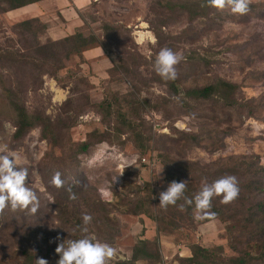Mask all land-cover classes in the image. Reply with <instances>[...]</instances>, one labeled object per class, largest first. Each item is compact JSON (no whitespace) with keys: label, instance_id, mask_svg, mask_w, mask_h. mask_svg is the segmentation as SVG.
Wrapping results in <instances>:
<instances>
[{"label":"rangeland","instance_id":"obj_1","mask_svg":"<svg viewBox=\"0 0 264 264\" xmlns=\"http://www.w3.org/2000/svg\"><path fill=\"white\" fill-rule=\"evenodd\" d=\"M167 1L62 0V8L54 5L39 18L13 16L17 10L3 12L7 8L0 4V155L14 153L18 166L28 169L27 185L37 194L38 211L53 228L59 196L46 186L43 174L49 171L52 180L56 170L72 171L73 184L84 178V191L62 203L69 206L68 212L79 203V210L92 216L86 234L109 243L125 257L110 264L127 263L141 239L156 241L157 258L136 264H179L180 258L190 256L187 247L194 243L230 253L224 226L217 220L203 223L194 218V224L183 221L176 230L170 223L160 226L153 220L162 209L159 194L169 185L162 154L200 166L256 156L264 167V9L241 15L230 7H213L206 17L192 20L181 11L168 12ZM250 4L264 5V0ZM24 22L29 28L22 26ZM78 32L95 37L106 52L98 44L79 55L67 56L65 46L51 52L52 43ZM139 33L145 36L142 41ZM163 48L183 55L175 66L180 86L202 87L216 80L235 84L234 98L242 107L224 110L215 102L165 106L164 99H176L168 80L155 70ZM54 52L59 64L50 59ZM39 64L42 67L37 68ZM12 91L29 116L49 118L54 132L61 134L62 147L52 148L40 126L14 139ZM111 95L138 125L135 133L117 132L114 116L103 117L98 110V104ZM94 131L103 140L92 139V147L78 157L75 167L70 160L72 146ZM181 134L197 139L198 145L182 142ZM126 162L132 165L124 170ZM86 201V206L100 201L108 215L82 209ZM140 207L146 215L130 214ZM101 216L109 220L107 228L100 225Z\"/></svg>","mask_w":264,"mask_h":264},{"label":"trees","instance_id":"obj_2","mask_svg":"<svg viewBox=\"0 0 264 264\" xmlns=\"http://www.w3.org/2000/svg\"><path fill=\"white\" fill-rule=\"evenodd\" d=\"M41 1L43 0H0V4L6 6L7 9L3 12H7ZM164 6L168 12L181 11L192 20L206 17L213 9L207 3V0H189L182 3H174L168 0ZM249 9L247 13H256L260 9H264V5L249 4ZM22 26L29 28V23L24 22ZM107 27L108 30L113 31L111 27ZM98 43L95 37H85L78 32L72 37L52 43L51 52L55 51L54 48L65 46L67 56L71 54L79 55ZM98 46L106 52L104 44H98ZM107 52L109 51L107 50ZM51 57L50 59L54 63L59 64L60 60L57 58L56 52L52 53ZM35 66L37 68L42 67L40 64ZM59 69H61L60 66L56 67L54 72ZM122 70L127 72L126 68H122ZM167 80L169 91L176 100L167 101L164 99L166 101L165 106L170 107L174 104H180L188 108L191 106L190 103L215 102L224 110L240 109L242 107V104L234 98L238 90V86L235 84L216 80L202 87H183L179 85L177 78ZM11 99L16 112L14 139H21L34 127L40 126L43 138L50 142L52 148L62 147L61 134L54 132V124L49 118L40 115L29 116L25 106L17 102L19 101L18 97L13 91L11 92ZM123 104L131 106L125 101ZM116 107L117 109H115ZM97 108L101 111L103 117L114 116L117 132L124 133L128 130L135 133V128L138 125L133 120L128 119V111L122 109L119 99L114 95L109 98L106 96ZM180 136L179 139L182 142L198 145L197 139H191L183 134ZM92 139H95L96 142L103 140L102 136L94 131L87 136L85 141L72 146L75 151L70 155V160L73 161L75 167L79 164L78 157L86 154L92 147L94 143ZM162 158L165 181L168 184L173 180L177 182L187 181L186 197H194L200 191L203 183L211 184L226 175L235 176L240 189L238 198L231 203H223L222 196L214 197L211 211L215 212L216 216L210 218L202 215L201 218L203 223L217 220L223 224L227 248L230 253H225L223 249L218 247L207 248L194 243L187 247L190 256L180 258L179 264H264V167L260 164L258 158L256 156L229 157L226 161L208 166H200L195 162H183V160L170 157L168 154H162ZM57 172L59 170L55 171V173ZM70 172L72 171H68L66 174L59 172L64 182L63 187L60 188L55 187L52 180L49 179V171L45 175L43 174L44 179H46V186H49V189L52 188L54 193H58L59 196L54 216V228L47 225L46 216L38 210L33 214L28 209L15 212L9 207L5 209L3 214H0V264H36L37 258H45L49 264H57L59 255L55 249L59 243L65 240L81 239L88 235L82 231L85 227L82 216L85 213L79 210V203L73 206L74 211L69 212L67 210L69 206H64L65 204L62 203L70 195L68 189L78 195L84 191L86 186L84 178H80L78 184H73L69 179ZM88 202H83L84 207L82 209H92L91 212L103 210L108 215L100 201H93L86 206L85 204ZM180 205H184V210H181ZM141 207L130 214L136 216L146 215L147 211H143ZM194 213H196L195 203L187 205L182 198L177 201L176 205H169L167 208L162 207L158 216L152 217L158 225L162 226L170 223L169 225L173 230H176L180 222L187 221L194 224ZM98 221L105 228L110 223L106 216H101ZM158 231L163 230L160 231L159 229ZM57 236L60 237V240L56 239ZM155 243L156 241L146 239L139 240L133 247L130 260L127 263L120 264H136L139 261L157 258Z\"/></svg>","mask_w":264,"mask_h":264},{"label":"clouds","instance_id":"obj_3","mask_svg":"<svg viewBox=\"0 0 264 264\" xmlns=\"http://www.w3.org/2000/svg\"><path fill=\"white\" fill-rule=\"evenodd\" d=\"M207 3L217 9L230 7L233 13L241 15L250 10V0H207ZM152 40L155 43L154 36ZM182 59V53L163 48L156 58L155 70L164 79L175 80L177 78L175 66ZM178 127L180 130H185L183 124H179ZM18 159L14 153L0 155V214H3L5 209L9 207L13 211L30 208L33 214L39 208L36 192L27 185L28 169L19 167ZM131 165V162H126V165L122 164V168L125 170ZM124 170L120 175L123 174ZM52 183L57 188L63 187L64 182L59 172L54 174ZM186 189L187 181L177 182L173 180L167 189L159 194L160 206L167 208L169 205H176L177 201L183 198L187 205L195 203L197 212L195 219H201L202 215L214 218L216 213L211 211L213 198L222 196V202L227 204L238 198L240 192L238 180L232 175L223 176L211 184L203 183L200 191L192 198L185 196ZM68 191L70 199H76L75 193H72L71 189ZM180 208L184 210V205H180ZM82 219L84 225H88L92 221V216L85 213ZM82 231L88 233V228L85 226ZM56 239L60 240V237L57 236ZM55 251L59 255L57 264H110L113 260H125L123 255H118V250L115 247L100 241L95 235H85L77 240H65L57 245ZM36 264H49V262L45 258H37Z\"/></svg>","mask_w":264,"mask_h":264},{"label":"crops","instance_id":"obj_4","mask_svg":"<svg viewBox=\"0 0 264 264\" xmlns=\"http://www.w3.org/2000/svg\"><path fill=\"white\" fill-rule=\"evenodd\" d=\"M79 3L82 2L80 1ZM57 4H59V8H62V0H45L43 2L41 1L39 3L17 9V11H15V13L13 12L12 15H26L32 18H39L43 14L50 12L51 8Z\"/></svg>","mask_w":264,"mask_h":264},{"label":"bare ground","instance_id":"obj_5","mask_svg":"<svg viewBox=\"0 0 264 264\" xmlns=\"http://www.w3.org/2000/svg\"><path fill=\"white\" fill-rule=\"evenodd\" d=\"M138 37H139V41H142L143 39H144V34H142V33H139L138 34Z\"/></svg>","mask_w":264,"mask_h":264},{"label":"built area","instance_id":"obj_6","mask_svg":"<svg viewBox=\"0 0 264 264\" xmlns=\"http://www.w3.org/2000/svg\"><path fill=\"white\" fill-rule=\"evenodd\" d=\"M142 161H145V160H142Z\"/></svg>","mask_w":264,"mask_h":264}]
</instances>
